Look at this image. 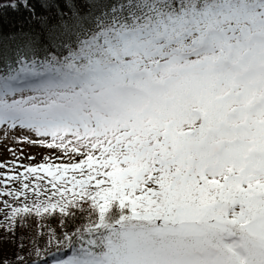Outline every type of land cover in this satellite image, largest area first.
<instances>
[{
    "label": "snow or ice",
    "instance_id": "obj_1",
    "mask_svg": "<svg viewBox=\"0 0 264 264\" xmlns=\"http://www.w3.org/2000/svg\"><path fill=\"white\" fill-rule=\"evenodd\" d=\"M0 136V264H264V0H0Z\"/></svg>",
    "mask_w": 264,
    "mask_h": 264
},
{
    "label": "trees",
    "instance_id": "obj_2",
    "mask_svg": "<svg viewBox=\"0 0 264 264\" xmlns=\"http://www.w3.org/2000/svg\"><path fill=\"white\" fill-rule=\"evenodd\" d=\"M38 7V6H37ZM39 10V7H38ZM42 11V10H39ZM27 19V13H9L4 17V30L5 32L12 31L14 28H18L21 23H23V20ZM36 29V31H39L38 25H32ZM25 30H28V25H25ZM19 155V153H17ZM13 160V156L9 155L8 152L1 153L0 152V162H11ZM27 159H22L20 163L26 164ZM115 211V209L113 210ZM87 216L88 212L85 211L84 213L76 212L74 217H70L68 220V223L66 226H62L58 220H53L49 224L48 221H45V227H50L53 229H59L58 235H61L64 231H75L78 227H83L87 222ZM95 219V215L92 217ZM49 230V228H48ZM43 245L39 242V246ZM54 245V244H53ZM48 245L44 248V250L40 253L39 256L31 255V260L34 262V264H53V259L62 260L67 257H70L73 255V251L75 249L68 248V247H62L59 251H57V248L55 245ZM45 246V242H44ZM76 248H79V245H76ZM35 254V253H34Z\"/></svg>",
    "mask_w": 264,
    "mask_h": 264
},
{
    "label": "rangeland",
    "instance_id": "obj_3",
    "mask_svg": "<svg viewBox=\"0 0 264 264\" xmlns=\"http://www.w3.org/2000/svg\"><path fill=\"white\" fill-rule=\"evenodd\" d=\"M18 135H22V133H19ZM12 147H19V145L14 144L12 137H9V139L5 141L3 137L0 136V152L1 153L8 152V154L11 156L12 154L8 149ZM23 149H24L25 157L27 156L35 157L34 161H29L27 159L26 164L38 163L41 161L42 156H49L53 154L49 150L45 148H41L39 146L24 145ZM20 170L23 171V169H20ZM48 228H49L48 226L45 227V224L43 226H40L36 223H33L28 229V235L26 237L21 236V239L23 240L24 244L27 246L28 250L32 252V255H35L34 252L32 251L34 247L36 249H39L41 253L44 250V248L49 245L47 243L48 237H49ZM39 242L41 244L43 243V245L39 246ZM44 242H45V246H44ZM11 251H12V248L10 247L9 253H11Z\"/></svg>",
    "mask_w": 264,
    "mask_h": 264
}]
</instances>
